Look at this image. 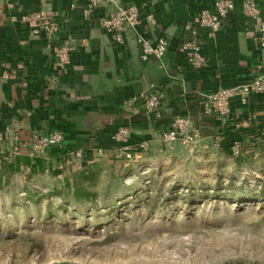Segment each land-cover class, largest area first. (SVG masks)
<instances>
[{"label": "crops", "instance_id": "obj_1", "mask_svg": "<svg viewBox=\"0 0 264 264\" xmlns=\"http://www.w3.org/2000/svg\"><path fill=\"white\" fill-rule=\"evenodd\" d=\"M115 1L140 9L139 22L126 28L123 43L114 42L100 25L101 18L114 8L108 0H102L89 16L83 13L84 0H6L1 4L0 133L6 135L4 143H9V135L25 139L33 131L47 132L58 126L64 133L63 144L49 147L45 155L66 165L75 157L73 152L80 150V162L86 164L97 156L98 148L104 150V157L117 151L120 144L112 136L120 126L130 130L129 145L147 141L148 151L157 146L159 152L160 131L177 115L187 118L196 130L194 147L211 148L220 139L222 148L216 150L227 152L235 140L242 146L258 143L264 126V95H251L245 103L234 99L227 119L205 109L211 92L264 75V48L244 35L247 20L240 10L242 0H235V9L214 36L200 31L201 51L207 59L200 69H192L176 46L186 36L187 24L201 9L212 8L214 0ZM254 1L264 13V0ZM39 13L58 22L52 39L34 32L23 20L25 15ZM138 35L152 40L167 36L168 53L160 61L141 62ZM67 38L75 44L84 39L87 44L71 53L64 70H58L59 81L50 88L48 77L57 61L53 46ZM151 84L164 94L159 116L125 105L139 93L152 90ZM249 118L247 126L236 127ZM3 146L0 141V155Z\"/></svg>", "mask_w": 264, "mask_h": 264}, {"label": "rangeland", "instance_id": "obj_2", "mask_svg": "<svg viewBox=\"0 0 264 264\" xmlns=\"http://www.w3.org/2000/svg\"><path fill=\"white\" fill-rule=\"evenodd\" d=\"M250 142L0 167V264H264V141Z\"/></svg>", "mask_w": 264, "mask_h": 264}, {"label": "built area", "instance_id": "obj_3", "mask_svg": "<svg viewBox=\"0 0 264 264\" xmlns=\"http://www.w3.org/2000/svg\"><path fill=\"white\" fill-rule=\"evenodd\" d=\"M6 0H0V7ZM102 0H84L83 13L89 16ZM110 1L114 8L107 17L100 20L103 30L108 33L114 42L123 43L125 30L128 27L134 28L139 22L140 9L135 4L120 3L115 0ZM236 7L235 0H214L212 8H203L193 18L192 22L187 24V34L176 46L177 50L183 55L185 61L192 69H200L206 66L207 59L202 53V39L200 31L204 30L210 37L214 36L219 30L223 19ZM240 10L247 20V26L244 35L256 43L259 47L264 48V13L261 7L254 0H242ZM152 16L147 15L148 19ZM23 20L33 27L34 32H43L48 39H52L57 33L58 22L48 15L28 14ZM138 57L141 62H148L151 59L162 60L170 49V40L167 36L161 35L152 40L144 36H137ZM87 44L86 40H81L78 44L67 38L62 44L53 46L54 56L57 59L54 67V73L48 77L50 88H54L59 81L60 74L58 70H64L69 63L70 55L77 47ZM6 76V74H3ZM152 90L139 93L133 102H126V106H132L134 109L141 107L148 113H154L159 116L164 106V94L155 88L154 84L150 85ZM264 95V75L260 74L253 80L237 84L234 86L219 88L208 95L205 109L208 113H215L221 119H227L230 116L231 103L238 99L245 103L251 95ZM250 118L236 124V127L247 126ZM10 131L9 128L6 129ZM130 130L128 126H120L113 134V139L120 144L119 151L126 157H130L135 151L147 152L150 144L147 141L140 142L136 147L128 144ZM5 134L0 133V141L3 142V150L0 159L8 160L16 154H27L36 156L43 154L49 147L62 146L64 133L58 127L54 126L47 132L33 131L25 138L20 139L16 135H9V143H4ZM198 134L193 129L187 118L181 115L174 116L170 126L160 131L161 145L159 151L164 150V146L172 147L175 143L183 148H192L197 143ZM258 139L264 141V126L260 128ZM211 148H222L220 139L210 144ZM233 156L242 153V145L238 140L233 141L227 148ZM76 157H81L82 152L76 150L73 152ZM98 156H104L103 149L98 148Z\"/></svg>", "mask_w": 264, "mask_h": 264}, {"label": "trees", "instance_id": "obj_4", "mask_svg": "<svg viewBox=\"0 0 264 264\" xmlns=\"http://www.w3.org/2000/svg\"><path fill=\"white\" fill-rule=\"evenodd\" d=\"M56 161L58 162L59 160L56 158ZM52 163L51 158L46 156L45 153L36 156L16 154L8 160L0 159V167L3 170L8 168L15 173L24 169H28L32 173L47 170L53 166Z\"/></svg>", "mask_w": 264, "mask_h": 264}]
</instances>
